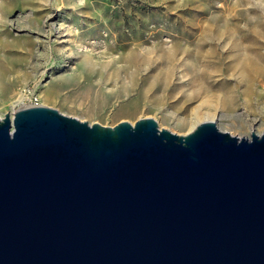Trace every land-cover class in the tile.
Returning a JSON list of instances; mask_svg holds the SVG:
<instances>
[{"label": "water", "instance_id": "95a60500", "mask_svg": "<svg viewBox=\"0 0 264 264\" xmlns=\"http://www.w3.org/2000/svg\"><path fill=\"white\" fill-rule=\"evenodd\" d=\"M0 264H264V132L4 113Z\"/></svg>", "mask_w": 264, "mask_h": 264}, {"label": "rangeland", "instance_id": "374dc122", "mask_svg": "<svg viewBox=\"0 0 264 264\" xmlns=\"http://www.w3.org/2000/svg\"><path fill=\"white\" fill-rule=\"evenodd\" d=\"M0 42L10 56L0 117L29 87L89 124L151 117L185 134L194 113L196 125L212 112L208 120L231 135L264 132V0H0ZM246 61L256 68L244 80L235 63Z\"/></svg>", "mask_w": 264, "mask_h": 264}, {"label": "bare ground", "instance_id": "6f19581e", "mask_svg": "<svg viewBox=\"0 0 264 264\" xmlns=\"http://www.w3.org/2000/svg\"><path fill=\"white\" fill-rule=\"evenodd\" d=\"M216 19V18H215ZM220 26V25H219ZM219 26H216V27H219ZM224 26V25H223ZM224 27H226V26H224ZM228 28V27H227ZM225 29V28H224ZM203 31V30H202ZM205 31V30H204ZM207 31H209L208 29H207ZM217 31H218V28H217ZM230 31V30H229ZM219 32V31H218ZM222 33V32H221ZM205 34V33H204ZM212 34V33H211ZM228 34V33H227ZM203 35V34H202ZM202 35H201V37H202ZM224 35V34H223ZM222 35V36H223ZM231 35V34H230ZM204 36V35H203ZM220 37V36H219ZM198 44V43H197ZM4 44L3 43H1L0 42V48L1 47H3L4 48ZM166 54V53H165ZM164 54V55H165ZM162 55V54H161ZM137 56V55H136ZM144 56V55H143ZM188 57V56H187ZM202 57V56H201ZM243 57V56H242ZM241 56H240V58H242ZM9 58H10V56H2V55H0V73H5L4 71H6L5 69H6V65L8 64L7 62H8V60H9ZM136 58V57H135ZM142 58V57H141ZM148 59H149V57H148ZM173 59H174V54L173 53H167L166 54V56H165V60H166V62L168 63V64H171V63H173L172 61H173ZM243 59V58H242ZM140 60V59H139ZM138 60V61H139ZM146 61V60H145ZM149 61V60H148ZM240 61V60H239ZM140 62V61H139ZM189 62H191V61H189ZM242 62V61H241ZM247 62V61H246ZM6 64V65H5ZM162 64V63H161ZM163 64H164V62H163ZM193 64V63H192ZM240 64H241V66H240ZM172 65V64H171ZM235 67H238L239 68V70L238 71H240V79H244L245 80V78H247V77H249L250 75H252V70H251V68H256V66H255V64L254 63H252V62H247V64H245V65H242V63H238V62H236L235 63ZM235 67H233V69L235 68ZM247 68H249V69H247ZM236 69V68H235ZM248 70V73L250 74H248V73H246L247 71H244V70ZM205 70V69H204ZM237 70V69H236ZM205 74H207L208 76H209V74L208 73H205ZM204 75V74H203ZM160 76V75H159ZM165 76V75H164ZM201 76V75H200ZM207 76V77H208ZM209 78V77H208ZM250 78V77H249ZM204 80V79H203ZM202 80V81H203ZM240 81V80H239ZM208 84V83H207ZM207 84H205V85H207ZM209 85V84H208ZM203 88H205V87H203ZM217 88V87H216ZM229 88V87H228ZM227 87L225 88V87H223L222 89V91H221V89H220V91H221V93H222V95H221V106L222 107H224V108H227V109H230L231 107H232V105H233V98H232V94H231V90L229 91V89H228ZM233 91V90H232ZM42 104H44V103H42ZM23 107H25V106H23ZM232 110V109H231ZM212 115H213V113L212 112H208L207 114H206V116H204V120H208V119H210V117H212ZM194 122L191 124V126H190V128H193L194 127V125H195V122H197V118H199V115L197 114V113H194ZM200 118H203V116H200ZM241 127L242 128H244L245 127V125H241Z\"/></svg>", "mask_w": 264, "mask_h": 264}, {"label": "built area", "instance_id": "2783aa9c", "mask_svg": "<svg viewBox=\"0 0 264 264\" xmlns=\"http://www.w3.org/2000/svg\"><path fill=\"white\" fill-rule=\"evenodd\" d=\"M20 96L22 97V100L24 99L20 107L37 106L42 104L39 94L32 88L29 87L22 88V92L20 93Z\"/></svg>", "mask_w": 264, "mask_h": 264}]
</instances>
